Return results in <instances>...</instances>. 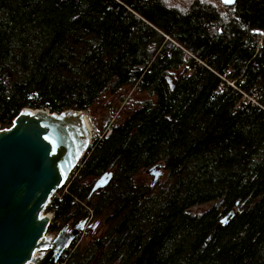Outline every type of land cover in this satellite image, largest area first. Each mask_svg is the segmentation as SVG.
Segmentation results:
<instances>
[{"label": "trees", "instance_id": "1", "mask_svg": "<svg viewBox=\"0 0 264 264\" xmlns=\"http://www.w3.org/2000/svg\"><path fill=\"white\" fill-rule=\"evenodd\" d=\"M129 88L45 208L47 233L104 227L64 264H264V0H0V129Z\"/></svg>", "mask_w": 264, "mask_h": 264}, {"label": "water", "instance_id": "2", "mask_svg": "<svg viewBox=\"0 0 264 264\" xmlns=\"http://www.w3.org/2000/svg\"><path fill=\"white\" fill-rule=\"evenodd\" d=\"M89 140L85 114L76 111L56 114L25 108L10 128L0 129V264H56L82 234L86 221L64 227L50 239L46 234L51 217L44 212L87 151ZM147 173L153 175L152 187L161 169ZM110 178L111 173H105L97 179L90 194ZM41 250L44 253L37 256Z\"/></svg>", "mask_w": 264, "mask_h": 264}, {"label": "rangeland", "instance_id": "3", "mask_svg": "<svg viewBox=\"0 0 264 264\" xmlns=\"http://www.w3.org/2000/svg\"><path fill=\"white\" fill-rule=\"evenodd\" d=\"M123 100L120 101L119 99ZM147 99L146 95L137 93L135 89L129 88L122 92L119 97H109L105 96L101 101L95 105L89 113H85L86 121L90 125V122L99 130L104 129L108 123L113 122V120L118 121L128 115L132 110L136 109L138 105L143 103ZM108 106L109 109L104 111L103 107ZM141 176V180L147 184H151L152 174L144 173ZM69 180V179H68ZM67 180V182H68ZM66 182V183H67ZM94 181L89 180L88 183L92 184ZM157 182V181H156ZM155 185V184H154ZM153 185V186H154ZM209 208V205H200L192 208L190 211L192 214H201ZM44 214L49 215V213L44 212ZM51 217V216H50ZM70 227V226H69ZM70 229V228H69ZM61 230V229H60ZM59 230V231H60ZM104 230L101 221L98 219H93L87 224L85 228L84 236L82 237L81 244L87 242L89 236L94 235V237L100 236ZM58 231V232H59ZM57 232V233H58ZM57 233H47L46 236L53 239ZM44 250L37 251L36 255H42Z\"/></svg>", "mask_w": 264, "mask_h": 264}, {"label": "built area", "instance_id": "4", "mask_svg": "<svg viewBox=\"0 0 264 264\" xmlns=\"http://www.w3.org/2000/svg\"><path fill=\"white\" fill-rule=\"evenodd\" d=\"M86 124H87V129H88V132H89V136H90L89 146H91L96 141H100L102 139L108 138V136L111 133V127L110 126H111L112 122L108 123L107 126L104 129H102V130L97 129L92 124V122H90V125H89L88 122L86 121ZM81 160L82 159H80V161L78 162V164L76 165V167L74 168V170L72 171L71 174H73L77 168H79V167L82 166ZM76 174H77V172H75L73 174V176L75 177ZM63 192H65V189L63 190ZM55 197H56V193L53 195L52 198H55ZM86 225H87V223H86ZM82 236H83V234H81L77 238V240L75 239L74 241H72L69 244V246L60 254L59 260L57 261L56 264H64V261L69 257V254L74 249V247L76 246V244L78 243V241H80V239L82 238Z\"/></svg>", "mask_w": 264, "mask_h": 264}, {"label": "snow or ice", "instance_id": "5", "mask_svg": "<svg viewBox=\"0 0 264 264\" xmlns=\"http://www.w3.org/2000/svg\"><path fill=\"white\" fill-rule=\"evenodd\" d=\"M223 2L229 3V2H231V0H223Z\"/></svg>", "mask_w": 264, "mask_h": 264}, {"label": "flooded vegetation", "instance_id": "6", "mask_svg": "<svg viewBox=\"0 0 264 264\" xmlns=\"http://www.w3.org/2000/svg\"><path fill=\"white\" fill-rule=\"evenodd\" d=\"M82 159V158H81ZM71 175V174H70ZM70 177V176H69ZM69 179V178H68ZM88 224V222H86ZM87 226V225H86ZM86 228V227H85ZM85 228H84V231L82 232V234H84L85 232ZM71 229V228H70Z\"/></svg>", "mask_w": 264, "mask_h": 264}]
</instances>
